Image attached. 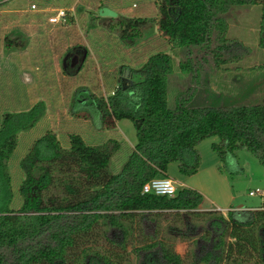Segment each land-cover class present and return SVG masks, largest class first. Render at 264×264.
Returning a JSON list of instances; mask_svg holds the SVG:
<instances>
[{
    "label": "trees",
    "instance_id": "16d2710c",
    "mask_svg": "<svg viewBox=\"0 0 264 264\" xmlns=\"http://www.w3.org/2000/svg\"><path fill=\"white\" fill-rule=\"evenodd\" d=\"M252 6L261 7L259 46L264 52V0H159L154 17L117 15L111 26L121 27L125 42L149 40L144 29L154 24L170 52L159 50L141 67L129 68L132 83L121 78L107 97L87 93L90 101L83 110L100 129H114L124 118L136 125L137 142L116 170L112 161L121 148L116 139L90 144L69 133L64 147L47 130L20 160L22 204L12 207L10 159L18 135L35 125L46 106L39 101L3 115L0 264H264V209L230 210L225 216L202 209L205 196L193 188L180 187L171 197L143 192L147 181L166 176L170 162H178L183 174L197 173V146L210 136L221 139L214 149L222 158L246 149L264 167V95L250 99L251 88L246 95L223 96L212 90L210 75L202 69L209 54L217 67L227 62L237 44L227 36L230 13ZM73 23L67 11L57 25ZM181 50L186 59L176 64L172 52ZM195 50L208 54L195 60ZM173 74L181 87L171 105ZM203 221L205 228L198 224Z\"/></svg>",
    "mask_w": 264,
    "mask_h": 264
},
{
    "label": "rangeland",
    "instance_id": "374dc122",
    "mask_svg": "<svg viewBox=\"0 0 264 264\" xmlns=\"http://www.w3.org/2000/svg\"><path fill=\"white\" fill-rule=\"evenodd\" d=\"M158 2L159 0L0 2V124L7 112L28 110L39 101H43L46 106L45 114L35 125L18 135V146L10 159L14 193L12 207L18 208L22 204L18 188L24 172L20 160L33 141L47 130L55 132L64 147L69 145V133L80 134L90 144L116 139L121 148L114 155L113 169H118L126 159L137 142L135 123L124 118L117 122L114 129H100L97 121L87 117L84 111L87 110L86 99L90 101L87 93L92 91L98 97L111 95L121 84V78L125 79L126 85L129 84V68H139L150 55L159 50L170 52V48L165 45L154 24H148L144 29L150 35L149 40L142 41L140 45H130L121 38V27L111 26L118 22L117 17L100 16V9L108 6L122 17H154ZM32 4H36V7L33 8ZM99 6L102 7L98 8ZM60 8L70 11L75 23L52 24L49 17ZM260 16V6L238 8L230 13L227 36L231 43L237 42L236 46H232L227 62L220 67L215 65L210 54V61L202 64V69L210 75V87L214 92H222L227 97L242 96L253 88L250 99L263 98L264 52L259 46ZM204 54L207 55L208 51L195 50V60ZM172 55L176 64L186 59L182 50L175 54L172 52ZM75 57L77 59L72 65ZM124 65L127 68L121 73ZM68 72L76 73L70 75ZM179 83V78L173 74L168 92L171 105L174 91L181 87ZM220 143L221 139L215 135L198 144L201 164L197 173L183 174L176 161L169 163L166 173L179 183L183 179L185 187L196 189L207 198L215 197L214 203L221 209L260 204L262 199L259 195L249 194L250 190L264 188V167L259 159L246 149L237 150L222 158L214 149V145ZM177 187L180 188L179 185ZM201 208H211L209 200H204ZM240 210L245 209L233 211ZM220 211L225 216L229 212ZM152 224L147 222L148 229H152ZM198 224L205 228L207 222Z\"/></svg>",
    "mask_w": 264,
    "mask_h": 264
},
{
    "label": "built area",
    "instance_id": "2783aa9c",
    "mask_svg": "<svg viewBox=\"0 0 264 264\" xmlns=\"http://www.w3.org/2000/svg\"><path fill=\"white\" fill-rule=\"evenodd\" d=\"M32 7L35 8L36 4H32ZM67 10L60 8L55 11V13L49 17V21L53 24H57L65 20L67 16ZM177 182L168 177V176H159L150 179L143 185L144 193H152L155 195L161 196H174L177 193ZM249 194L251 196L259 195L261 197V204L257 209H264V188L250 190Z\"/></svg>",
    "mask_w": 264,
    "mask_h": 264
},
{
    "label": "crops",
    "instance_id": "0c3cea01",
    "mask_svg": "<svg viewBox=\"0 0 264 264\" xmlns=\"http://www.w3.org/2000/svg\"><path fill=\"white\" fill-rule=\"evenodd\" d=\"M108 7V6H107ZM53 24V23H52ZM202 159H203V157H202ZM178 163V162H177ZM202 164H203V160H202ZM199 169H200V167H199ZM166 176H168V177H170L167 173H166ZM170 178H172V177H170ZM172 179H174L175 181H176V179L175 178H172ZM182 180L183 179H180V183L179 182H177V184L180 186V187H185L183 184H184V182H182ZM203 194V193H202ZM204 195V194H203ZM205 196V195H204ZM209 198H211V199H209ZM209 198H207V196H205V201L207 202L208 200H209V204H210V207L211 208H214V209H219V210H222V211H227V210H235V209H245V210H255V209H257L259 206H260V204H261V202H260V204H258V205H256V206H245V205H240V206H231V207H229V209H221V208H219L218 206H216L215 205V203H214V201H215V197H213V196H210ZM211 208H206V209H211ZM205 209V208H204Z\"/></svg>",
    "mask_w": 264,
    "mask_h": 264
},
{
    "label": "water",
    "instance_id": "95a60500",
    "mask_svg": "<svg viewBox=\"0 0 264 264\" xmlns=\"http://www.w3.org/2000/svg\"><path fill=\"white\" fill-rule=\"evenodd\" d=\"M117 15L118 13L116 11L110 9L107 6H104L100 9V16L117 17ZM76 59L77 57L72 60V65H74ZM130 83H132V80H130Z\"/></svg>",
    "mask_w": 264,
    "mask_h": 264
}]
</instances>
